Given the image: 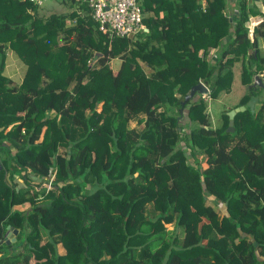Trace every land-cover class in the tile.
Segmentation results:
<instances>
[{
	"label": "trees",
	"instance_id": "trees-1",
	"mask_svg": "<svg viewBox=\"0 0 264 264\" xmlns=\"http://www.w3.org/2000/svg\"><path fill=\"white\" fill-rule=\"evenodd\" d=\"M200 1L137 0L147 31L110 39L84 0L48 15L0 0V241L18 230L0 264H264V101L248 87L264 84V20L249 33L264 0H233V15ZM8 50L26 65L18 86ZM236 62L248 92L218 125L203 95L181 105L199 81L210 99L230 92Z\"/></svg>",
	"mask_w": 264,
	"mask_h": 264
},
{
	"label": "built area",
	"instance_id": "built-area-1",
	"mask_svg": "<svg viewBox=\"0 0 264 264\" xmlns=\"http://www.w3.org/2000/svg\"><path fill=\"white\" fill-rule=\"evenodd\" d=\"M48 0H28L35 6L41 7ZM91 8L93 21L97 23L98 30L112 39L115 37H131L147 31L143 22V13L137 0H84ZM202 9L205 8V0L200 1ZM253 27H249L252 35ZM52 172L49 179L41 184L40 188L48 191L54 179ZM36 189L35 186L31 191Z\"/></svg>",
	"mask_w": 264,
	"mask_h": 264
},
{
	"label": "rangeland",
	"instance_id": "rangeland-1",
	"mask_svg": "<svg viewBox=\"0 0 264 264\" xmlns=\"http://www.w3.org/2000/svg\"><path fill=\"white\" fill-rule=\"evenodd\" d=\"M50 2L51 1L48 0L43 6L39 7V9L37 8L38 15H45V14L48 15L52 12L53 13L71 12L70 6L66 4L64 6L62 5L59 8H50V7L46 8L47 5L51 4ZM233 2H234L233 0H230L229 10H230V13H232L231 15H233L234 12H236L233 7ZM71 22L72 21H67V25H70ZM211 58L215 60L216 54H212ZM120 63H121V60L119 58H113L109 61L110 67L112 68L113 72H116V70H118ZM91 64L93 65L94 63H92L91 61ZM240 72H241V63L236 62L233 66L234 82L231 86L230 92L228 93L222 92L219 94V96L216 99H210L208 95H203V97L206 98L207 100V103H208L207 110L209 111L210 117L212 119V123L214 125H218V123L220 122L219 115L221 114V112L233 107V105H236L238 101L240 100V98L242 97V95L248 92L247 87L240 82V76H239ZM11 85L13 86L15 84H11ZM16 85L18 86L19 84L16 83ZM197 98L198 97L194 99H197ZM253 99L255 100L254 108L257 109L258 107H260V104L264 101V87H259V89L254 91ZM187 121H188L187 118L183 117L180 121V124L184 126ZM199 157L201 158L202 155H200ZM202 166L203 167L206 166V163L203 160H202ZM207 203L210 206H212L216 211L224 212L222 203L216 202L214 199H211V198H208ZM165 226L167 227V229L171 230L173 228V223L166 224Z\"/></svg>",
	"mask_w": 264,
	"mask_h": 264
},
{
	"label": "crops",
	"instance_id": "crops-1",
	"mask_svg": "<svg viewBox=\"0 0 264 264\" xmlns=\"http://www.w3.org/2000/svg\"><path fill=\"white\" fill-rule=\"evenodd\" d=\"M50 1H51L50 2L51 4L47 5L46 8H48V7H50V8H59L62 5L64 6L63 0H50ZM46 8H44V9H46ZM263 20L264 19L261 16L253 17L252 18V22L250 23V27H253V26L255 27L256 25H258V23L260 21H263ZM250 37H252V35H250ZM25 70H26V65L23 63V61L13 51L8 50L6 61H5V66H4V69H3V74L7 78H9V80L11 81L12 84H15V86H17L16 83L17 84L21 83V81L23 79V76H24V73H25ZM239 76H240V73H239ZM233 82H234V77H233ZM233 82H232V84H233ZM254 101L255 100L253 99V101L250 103L253 108L255 106L254 105ZM220 116H221V114L219 115V118H221ZM16 181H18V179ZM40 183L43 184L44 181H42ZM41 184H40V186H41ZM19 185H23V184H19ZM24 187H26V188L29 187L28 189H31V188L34 187V185L31 184L29 186H24ZM38 189H40V187H38ZM29 206H30L29 202H24L22 204L15 205L13 208L16 209V210H19V211H26L29 208ZM43 239H45V238L43 237ZM57 251H58L59 254H64L65 253V249L63 248V246L60 243L57 244ZM34 262H35V259L32 258L30 260V264H34Z\"/></svg>",
	"mask_w": 264,
	"mask_h": 264
},
{
	"label": "water",
	"instance_id": "water-1",
	"mask_svg": "<svg viewBox=\"0 0 264 264\" xmlns=\"http://www.w3.org/2000/svg\"><path fill=\"white\" fill-rule=\"evenodd\" d=\"M99 56H101L100 53H95V55L92 59V63H95ZM253 80L254 81L248 87L251 86V87L256 88L257 86L258 87L264 86L259 75H255ZM208 94H209V89L205 86V84H203L201 81H199L197 84L193 85L190 88L189 92L184 96L183 100L181 101V105H184L186 102L191 100L196 95H208ZM244 109H245L244 106H239V107H235V108L227 111V115L229 118L227 132L234 131V127H233L234 115L239 111H243ZM0 169H1V163H0ZM17 233H18L17 229L8 225L6 227V232H5L4 238L2 241H0V244L5 243V244L9 245V244L15 242Z\"/></svg>",
	"mask_w": 264,
	"mask_h": 264
}]
</instances>
